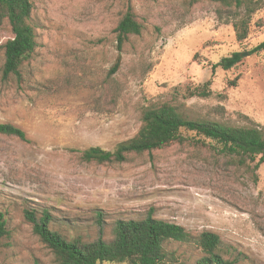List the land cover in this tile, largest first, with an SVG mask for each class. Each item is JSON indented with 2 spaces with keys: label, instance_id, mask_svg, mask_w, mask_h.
Masks as SVG:
<instances>
[{
  "label": "rangeland",
  "instance_id": "rangeland-1",
  "mask_svg": "<svg viewBox=\"0 0 264 264\" xmlns=\"http://www.w3.org/2000/svg\"><path fill=\"white\" fill-rule=\"evenodd\" d=\"M32 1L38 46L21 80L2 77L13 33L7 22L0 29V122L30 139L0 134V219L8 229L0 264H55L27 208L48 209L54 229L85 241L110 240L117 220L153 213L193 234L216 232L242 253L238 264H264L263 154L250 161L183 130V140L124 163L82 158L87 148L114 150L132 138L144 107L162 103L190 119L264 128V50L251 52L264 41V0L243 41L234 23L244 10L218 1ZM128 9L144 30L119 51L115 28ZM234 52L240 63L213 70ZM208 81V96L194 94ZM167 249L177 259L167 264H195L201 255L189 243Z\"/></svg>",
  "mask_w": 264,
  "mask_h": 264
},
{
  "label": "trees",
  "instance_id": "trees-1",
  "mask_svg": "<svg viewBox=\"0 0 264 264\" xmlns=\"http://www.w3.org/2000/svg\"><path fill=\"white\" fill-rule=\"evenodd\" d=\"M200 0H190L191 4ZM225 7L243 9L244 14L234 23L237 38L245 40L249 35L252 14L262 8L263 0H212ZM32 0H0V29L7 22L13 37L4 45V80L15 77L22 79L24 64L31 60L38 46L36 27L32 22ZM142 23L128 9L115 28L119 51L132 35H141ZM264 50V41L252 53ZM242 61V53L234 52L213 65L229 70ZM121 66L119 56L109 74L116 73ZM208 81L196 91V95L208 96ZM142 124L138 132L117 144L114 150L93 146L82 151L87 162L124 163L131 154H143L165 148L184 139L182 131L194 132L196 136L210 139L221 145L232 155L255 161L264 155V128L251 124L245 126L224 125L215 121L190 119L174 105L162 103L144 107ZM0 134L17 137L30 142L27 133L19 126L0 122ZM74 150V149H71ZM75 151V150H74ZM262 161V160H261ZM258 166V165H256ZM25 218L32 225L33 232L46 244L54 255L55 264H167L177 261L174 251L167 249L170 242L189 243L200 250L195 264H238L241 252L227 245L216 232L206 230L193 234L184 226L159 219L153 213L140 219H120L114 225V237L110 240L99 237L85 241L82 238H68L53 228V215L48 209L39 214L33 209H25ZM7 221L0 219V249L2 239L8 234Z\"/></svg>",
  "mask_w": 264,
  "mask_h": 264
}]
</instances>
